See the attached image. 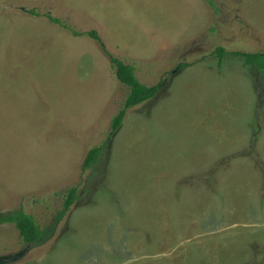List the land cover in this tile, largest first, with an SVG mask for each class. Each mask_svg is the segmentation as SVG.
Segmentation results:
<instances>
[{
	"label": "rangeland",
	"instance_id": "rangeland-1",
	"mask_svg": "<svg viewBox=\"0 0 264 264\" xmlns=\"http://www.w3.org/2000/svg\"><path fill=\"white\" fill-rule=\"evenodd\" d=\"M47 15L159 85L114 134L109 56ZM233 51H264V0H0V213L78 189L48 242L0 224V264H264V73Z\"/></svg>",
	"mask_w": 264,
	"mask_h": 264
},
{
	"label": "trees",
	"instance_id": "trees-1",
	"mask_svg": "<svg viewBox=\"0 0 264 264\" xmlns=\"http://www.w3.org/2000/svg\"><path fill=\"white\" fill-rule=\"evenodd\" d=\"M34 14V10L29 11ZM47 18L55 24L69 29L60 19L47 15ZM70 30V29H69ZM75 35L87 34L94 40L100 43L101 48L109 56L111 64L114 68V73L118 81L127 88V93L118 112L111 120V135L114 134L122 125L128 109L140 105L152 98L158 93L159 85H146L142 83L135 74V68L131 64H126L118 58L112 57L104 47L98 33L95 30L88 32H76L70 30ZM216 54L221 60L227 54L222 46L215 49ZM230 55L240 58L244 65L254 66L260 73H264V51L260 52H246L233 51ZM184 64H180V66ZM102 154V147L95 146L91 148L85 155L83 160V168H93L97 165ZM78 199V189L76 186L68 188L63 196L61 206L55 210L51 220L46 224H40L33 215L25 212L22 209H16L10 212L0 213V224H13L18 232V237L23 245L43 244L52 239L53 235L61 223V221L68 215L72 205Z\"/></svg>",
	"mask_w": 264,
	"mask_h": 264
},
{
	"label": "water",
	"instance_id": "water-1",
	"mask_svg": "<svg viewBox=\"0 0 264 264\" xmlns=\"http://www.w3.org/2000/svg\"><path fill=\"white\" fill-rule=\"evenodd\" d=\"M4 258H5V257H0V262H3L5 259H8V258L12 259V258H15V257L12 256V257H7V258H5V259H4Z\"/></svg>",
	"mask_w": 264,
	"mask_h": 264
}]
</instances>
